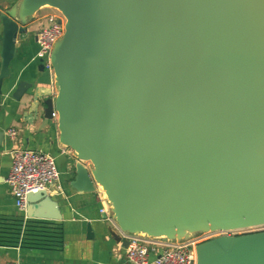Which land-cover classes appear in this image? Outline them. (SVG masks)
<instances>
[{
  "label": "water",
  "instance_id": "95a60500",
  "mask_svg": "<svg viewBox=\"0 0 264 264\" xmlns=\"http://www.w3.org/2000/svg\"><path fill=\"white\" fill-rule=\"evenodd\" d=\"M25 3L65 18L44 117L80 159L72 188L99 186L129 233L264 226V0ZM3 21L6 63L25 28ZM26 214L61 218L46 190L26 195ZM195 252V264H264V228Z\"/></svg>",
  "mask_w": 264,
  "mask_h": 264
},
{
  "label": "crops",
  "instance_id": "0c3cea01",
  "mask_svg": "<svg viewBox=\"0 0 264 264\" xmlns=\"http://www.w3.org/2000/svg\"><path fill=\"white\" fill-rule=\"evenodd\" d=\"M53 9H30L25 0H0V264H129L128 242H117L111 234L116 227L103 191L97 185L92 192L72 188L80 159L59 140L56 118L44 117L45 101L55 96L56 87L53 72L41 68L36 58V32ZM6 17L25 31L17 34L13 53L4 63ZM21 81L29 87L17 99L13 94ZM8 129L15 130L13 138ZM15 148L40 150L55 158L59 178L47 193L58 203L59 220L29 217L16 208L6 183Z\"/></svg>",
  "mask_w": 264,
  "mask_h": 264
},
{
  "label": "built area",
  "instance_id": "2783aa9c",
  "mask_svg": "<svg viewBox=\"0 0 264 264\" xmlns=\"http://www.w3.org/2000/svg\"><path fill=\"white\" fill-rule=\"evenodd\" d=\"M54 13L46 16V24L36 32L38 45L36 58L48 70L52 71L50 55L56 42L64 33L65 18L62 13L54 9ZM14 137V129L7 131ZM11 165L6 177V183L14 198L18 210H26V195L30 192L46 190L58 181L59 173L55 158L46 152L27 148H15L10 152ZM104 195V193H103ZM105 197V195H104ZM105 200H108L105 197ZM100 212L106 213L101 208ZM110 221L116 227V233L128 241L126 246V259L129 264H195V247L197 240H169L158 236H149L144 233H129L123 230L115 221L113 215ZM264 227L255 230L263 229ZM249 231V228L234 230H216L214 236L235 235ZM10 264H19L14 262Z\"/></svg>",
  "mask_w": 264,
  "mask_h": 264
},
{
  "label": "rangeland",
  "instance_id": "374dc122",
  "mask_svg": "<svg viewBox=\"0 0 264 264\" xmlns=\"http://www.w3.org/2000/svg\"><path fill=\"white\" fill-rule=\"evenodd\" d=\"M51 12H55V10H51ZM260 227H264V226H258V227H251L249 229L251 230H255L257 228H260ZM214 231H212V229L208 226L206 227V229L203 227V228H199V229H188L186 231V234L182 237H180L177 233H172L171 234V239L169 240H197L199 243L200 242H203L205 240H208V239H211L213 237H216L214 236ZM165 237V236H164ZM163 238V237H162Z\"/></svg>",
  "mask_w": 264,
  "mask_h": 264
}]
</instances>
